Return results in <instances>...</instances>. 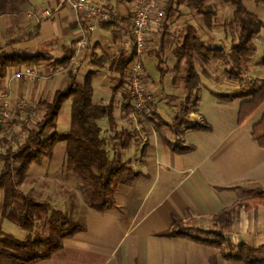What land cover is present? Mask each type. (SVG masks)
Returning <instances> with one entry per match:
<instances>
[{"label":"crops","instance_id":"0c3cea01","mask_svg":"<svg viewBox=\"0 0 264 264\" xmlns=\"http://www.w3.org/2000/svg\"><path fill=\"white\" fill-rule=\"evenodd\" d=\"M95 1L102 5L108 17L96 20L97 27L90 34L87 51L69 67L77 73L80 81L90 70L96 72L93 77L94 102L109 104L113 100L115 103L117 127L111 128L107 118L101 119L102 134L110 145L114 139L121 141L120 131H125L126 137L129 133L131 142L128 147L122 148V160L139 175L126 176L116 193L117 206L108 211L89 206L83 192L67 179L57 186L47 183V202L51 204L57 200L65 205L72 191L79 196L75 211L71 212H78L76 217L86 223L87 229L66 239L64 247L51 258L33 264H245L227 259L223 249L217 245L197 241L188 235L165 236L162 233L171 229L173 221L179 219L188 232L206 237L203 231L215 228L214 215L238 200L253 196L257 188L264 187V148L251 134L254 124L264 112L256 122L248 125L251 117L264 104L239 124L238 114L243 100L226 101L218 96L227 93L219 92L220 89L230 86L231 79L226 75L229 63L212 59L202 62L200 70V61L196 59L195 65L201 75V92L197 110L191 112V118L193 121L206 120L213 125V129L187 130L183 139L194 144L196 149L186 153L175 152L167 142L176 139L169 128H156L151 114L140 118L132 114L134 117H131L128 111L132 100L128 97L126 103L122 101L129 93L123 95L122 91L124 87L129 90L127 73L124 86L116 89L121 80L115 70V61L121 54L131 53V47L126 43L132 38L131 10L134 0ZM244 2L247 5V0ZM228 4L219 6L217 22L213 27L205 24L203 36L199 35L206 45L230 49L238 41V24L231 23L235 8ZM46 11H50V15H46ZM85 25L81 15L64 0H30V5L23 12L0 16V47H6L8 51L21 49L30 54L43 53L47 58L39 63L47 60L49 67H58L67 55L71 57ZM125 25L130 27L128 36L123 32ZM35 26L38 30L31 39H17L21 27H28L30 32ZM189 26L196 27L190 24L187 29ZM156 33L149 44L159 38ZM180 44L175 49L167 44L165 52L154 56L148 53L142 55L147 78L149 74L157 78L155 84L148 82L156 97L153 109L170 123L180 113L181 104L187 97L184 90L186 65L176 68ZM257 44L259 48L264 46V29ZM255 60L258 62L253 58L251 64ZM259 60L264 70V58ZM82 65L85 67L80 70ZM23 66L9 67L0 77V97L10 91L16 102L22 99V95L33 100L35 95L43 93L41 85L31 89L21 83V79L30 84L36 82L17 77ZM50 88L51 82H47V93ZM59 89L64 88H57L54 94ZM183 94L185 97H180L183 101L177 105L175 99ZM128 104L130 106L125 110ZM209 104L212 112L205 110ZM233 104L236 105L235 116L228 118L227 107ZM244 188H249V192L247 196L240 197L241 193H246ZM54 193L58 199L53 196ZM226 235L229 239L225 247L227 251L246 242L259 249L257 254L264 258V205L250 210L239 208ZM0 264L15 263L3 258Z\"/></svg>","mask_w":264,"mask_h":264},{"label":"trees","instance_id":"16d2710c","mask_svg":"<svg viewBox=\"0 0 264 264\" xmlns=\"http://www.w3.org/2000/svg\"><path fill=\"white\" fill-rule=\"evenodd\" d=\"M235 8L232 24H238V41L234 42L230 49L218 46L211 47L204 43L194 26H189L184 39L177 48L178 62L176 68L186 65L184 90L187 97L181 104L180 113L173 122L166 121L153 109L151 118L156 128L167 127L176 136L174 141L167 140L175 152L186 153L196 149L194 144L186 143L183 139L187 130L213 129L206 120L193 121L191 112L197 110V102L201 92V75L195 65V60L208 62L212 59L227 61L229 66L226 75L231 80L242 79L248 62L259 53L257 41L261 39L264 29V21L250 10L244 0H225ZM257 4H263L264 0H254ZM186 4L198 14L203 15L205 24L213 27L218 18L217 10L204 0H168L166 12L167 19L174 12L176 5ZM30 5V0H0V16L23 12ZM166 24V23H165ZM86 26V25H85ZM72 54V53H71ZM135 51L130 54H121L115 61V70L120 75V83L116 89L125 84V75L128 66L135 58ZM43 53L30 54L21 49L8 51L6 47H0V77H3L9 67L21 65H36L46 59ZM67 55L60 63L64 66L71 64ZM264 66V60H263ZM94 70H90L83 81L71 71V79L68 86L55 92L52 100H42L39 105L45 110L38 127L31 130L28 138L20 143L17 148L8 149L3 155L5 164L0 169V192H4V214L9 215L17 202L23 203L20 211V225L29 231L35 227V213L42 209L50 213L49 221L51 235L45 238L20 239L8 236L2 239L0 247V260L8 258L15 264H33L52 257L61 250L65 240L74 234L87 229L86 223L73 219L72 212L53 207L49 202H40L37 197L20 188L30 166L43 159L53 157L58 143H66L67 168L82 183V192L89 206L99 211H108L117 206V190L127 175H139L133 168L122 160V153L118 151L111 156L109 145L102 134L99 120L107 118L111 128H116L114 111L115 103H95L93 99ZM164 72L162 71V75ZM218 96L226 101L242 99L240 104L238 123L242 124L252 116L264 104V82L251 91L237 93H220ZM130 97L128 93L127 98ZM72 99L70 130L60 132L57 130L58 118L64 103ZM129 104L124 107L129 108ZM53 132L48 134V130ZM252 137L264 148V114L252 128ZM122 148L129 146L131 136H125V131H120ZM264 205V187H259L253 196L236 201L214 215L215 228L203 231L206 237L194 235L187 231L182 221L175 219L171 229L163 232L165 236L188 235L193 239L214 244L223 249L224 256L230 260L242 261L245 264H264V258L257 252L259 249L246 242L239 243L233 250L227 251L226 245L229 239L226 230L233 222V215L239 208L250 210Z\"/></svg>","mask_w":264,"mask_h":264},{"label":"rangeland","instance_id":"374dc122","mask_svg":"<svg viewBox=\"0 0 264 264\" xmlns=\"http://www.w3.org/2000/svg\"><path fill=\"white\" fill-rule=\"evenodd\" d=\"M204 1L207 4L212 5L217 11L220 5L228 4L225 0H204ZM247 5L253 12L259 14L260 17L264 20L263 4H257L254 0H247ZM131 17H132V10H131ZM218 18L215 19V22H217ZM228 21L229 20H226V22ZM190 24L195 25L198 29L199 35L203 36V32L205 28L203 16L201 14H198L194 9L190 8L186 4L176 5L174 12L168 17L163 29L157 31V33L155 34V36H159V38L155 40L153 44H149L147 46L143 55L148 53L149 55L154 56L157 53L165 52V48L167 44L172 45L173 49H175V46H177L179 42H182V38L185 35L187 26ZM36 27L37 26H35V28L30 30V32H28V27H24V28L21 27L20 34L16 36L17 39H21V40L31 39L32 35H35L37 33L38 29ZM123 29H124L123 30L124 35L128 36L130 27L128 25H125ZM261 57L264 58V46H260L258 55L254 57L258 59V62L256 60L253 61L252 64H251V60L248 62V68L245 70V74L243 78L239 80H230V86L227 87L226 89L224 88L220 89L219 92L237 93L244 90L251 91L254 90L255 88L260 87L264 82V70L261 68L260 65L261 60H259L261 59ZM50 62L52 61L50 60ZM199 64H200L199 68L200 70H202V66H203L202 61H200ZM32 66L35 67L37 70H39V72L43 76V79L40 81H36L35 83L32 84L23 82V80L25 79H21L22 80L21 83H24L27 87L31 89L33 87L41 85L43 87V93L35 95L33 100H29L25 95H22L21 98L26 100L28 104L25 114L28 115L27 117L32 119V123H34L35 127H38V123L43 118L45 113V110L39 105V102L42 100H52L54 91L57 88L59 87L66 88L70 82L71 79L70 75L73 69L72 68L70 69V67H72L71 64H69L67 67L64 66V64L62 65L58 64L57 66L58 68L60 67L59 69L61 71L53 76V73L57 71L58 68H55L56 66H54V68L49 67L47 64V60H44L43 62ZM83 67L85 66L82 65L81 67H79V69L81 70L83 69ZM149 68L151 69L153 68L151 64L149 65ZM155 79L157 80L156 77L154 78L152 75L149 74V78H148L149 84L150 83L155 84L156 83ZM47 82H51L50 92L48 93H47ZM122 91H123V95L124 94L126 95V92L128 93L126 87H124ZM183 93L185 92L183 91ZM180 97H185V94H183L182 96H178L177 99H175L177 105H180L181 102L183 101V100L180 101ZM128 99L129 98L122 99L123 103H126ZM131 100L132 98H130V101ZM71 104H72V99L67 100L64 103L63 108L61 110V114L58 118V125H57V130H59L60 132H66L70 130ZM235 106L236 105L233 104L232 107L231 106L227 107L228 118L235 116V114L233 115V113H235V108H236ZM134 110L135 109L133 108L132 105L128 111L131 114V117L136 116L137 118H140V116L144 115ZM205 110H207L208 112L209 111L212 112V110L210 109V104L206 105ZM262 112H264V106L260 110H258V112L254 114V116L251 117L248 125H251L254 122H256L258 118H260ZM132 114L134 116H132ZM215 122H217V124H220L219 121H215ZM53 131H54L53 128H50L48 130V134H51ZM121 142L122 141H120L117 138L114 139L112 143L109 145L111 156H113V153L122 150ZM20 143L21 141L19 140L18 135L14 133L12 127L10 128V131L7 132L5 131L3 133H0V169H2L5 164L3 155L8 151V149L17 148L18 145H20ZM64 179L71 181L74 187L77 186L78 190L82 191L83 189L82 183L67 168L66 143L60 142L56 146V153L53 157L45 156L43 157L42 160L36 161L30 166L24 180L20 183V188H22L26 192H30L34 194L40 202H47V183L57 186L59 182L63 181ZM53 190L56 189L54 188ZM243 192L246 193H241L239 195L240 197L245 196V194L247 196V192H249V188H244ZM53 196H56V199H58L57 194L54 193ZM4 199H5L4 192H0V247H1L2 239L8 236L17 237L20 239H28V238H39V237L45 238L51 235V226L49 221L50 213H45L42 209H38L35 213V220H36L35 227L32 231H29L24 229L20 225L19 214L23 208V203L17 202L12 208L10 214L7 216L4 214ZM78 199L79 196L72 191L65 205H63L62 202L57 200H53V202L55 203H53L52 205L53 207L58 209L75 211L74 208L78 204ZM77 214L78 212H75L71 214V216L75 220L82 221L79 217H76ZM260 255H262V253H260ZM0 261L2 262V260ZM44 263L45 262H40V264H44Z\"/></svg>","mask_w":264,"mask_h":264},{"label":"built area","instance_id":"2783aa9c","mask_svg":"<svg viewBox=\"0 0 264 264\" xmlns=\"http://www.w3.org/2000/svg\"><path fill=\"white\" fill-rule=\"evenodd\" d=\"M64 2L73 11L80 14L87 24L81 30L74 45L70 58L72 64L87 51L90 34L97 27L96 20L108 16L102 5L95 0H64ZM167 2L168 0H134L132 4V38L128 39L126 45L131 47V52L135 51L136 54L126 71L129 85L128 92L130 98H132L134 111L144 115L152 113L156 97L149 88L142 55L153 34L165 26ZM46 15H50V11H46ZM59 68L53 73V76L61 71ZM17 77H24L32 82L43 79L39 70L32 65L23 66L18 71ZM27 107V101L24 99L15 102L10 91L3 94L0 97V133L10 131L12 127L21 143L24 142L30 135L31 130L37 128L32 123V119L25 114Z\"/></svg>","mask_w":264,"mask_h":264}]
</instances>
